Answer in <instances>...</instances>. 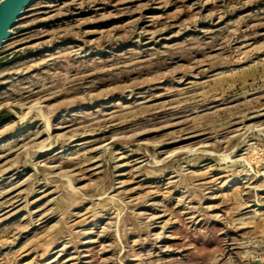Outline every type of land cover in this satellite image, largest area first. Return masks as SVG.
<instances>
[{
	"label": "rangeland",
	"instance_id": "374dc122",
	"mask_svg": "<svg viewBox=\"0 0 264 264\" xmlns=\"http://www.w3.org/2000/svg\"><path fill=\"white\" fill-rule=\"evenodd\" d=\"M0 264H264V0H35L0 50Z\"/></svg>",
	"mask_w": 264,
	"mask_h": 264
},
{
	"label": "water",
	"instance_id": "95a60500",
	"mask_svg": "<svg viewBox=\"0 0 264 264\" xmlns=\"http://www.w3.org/2000/svg\"><path fill=\"white\" fill-rule=\"evenodd\" d=\"M35 0H2L0 2V50L14 35V28Z\"/></svg>",
	"mask_w": 264,
	"mask_h": 264
},
{
	"label": "snow or ice",
	"instance_id": "6c2138e0",
	"mask_svg": "<svg viewBox=\"0 0 264 264\" xmlns=\"http://www.w3.org/2000/svg\"><path fill=\"white\" fill-rule=\"evenodd\" d=\"M0 2H2V0H0Z\"/></svg>",
	"mask_w": 264,
	"mask_h": 264
},
{
	"label": "bare ground",
	"instance_id": "6f19581e",
	"mask_svg": "<svg viewBox=\"0 0 264 264\" xmlns=\"http://www.w3.org/2000/svg\"><path fill=\"white\" fill-rule=\"evenodd\" d=\"M217 178V177H216Z\"/></svg>",
	"mask_w": 264,
	"mask_h": 264
}]
</instances>
